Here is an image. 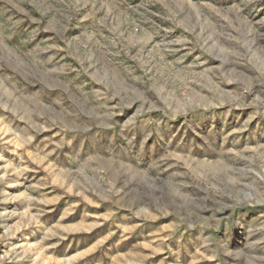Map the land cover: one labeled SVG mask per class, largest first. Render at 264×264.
Here are the masks:
<instances>
[{
  "label": "rangeland",
  "instance_id": "1",
  "mask_svg": "<svg viewBox=\"0 0 264 264\" xmlns=\"http://www.w3.org/2000/svg\"><path fill=\"white\" fill-rule=\"evenodd\" d=\"M0 264H264V0H0Z\"/></svg>",
  "mask_w": 264,
  "mask_h": 264
}]
</instances>
